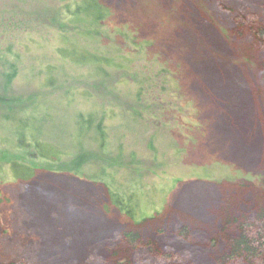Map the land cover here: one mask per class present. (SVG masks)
I'll return each instance as SVG.
<instances>
[{"label":"rangeland","instance_id":"rangeland-1","mask_svg":"<svg viewBox=\"0 0 264 264\" xmlns=\"http://www.w3.org/2000/svg\"><path fill=\"white\" fill-rule=\"evenodd\" d=\"M75 1L0 0V264H122L129 231L133 264H220L229 201L264 209V0H101L88 39L58 28ZM85 152L80 174L56 170ZM16 161L41 166L18 179Z\"/></svg>","mask_w":264,"mask_h":264},{"label":"trees","instance_id":"trees-1","mask_svg":"<svg viewBox=\"0 0 264 264\" xmlns=\"http://www.w3.org/2000/svg\"><path fill=\"white\" fill-rule=\"evenodd\" d=\"M62 12V13H61ZM61 18L63 19V23H58V28L61 32L65 33L66 27H75L77 35L83 36L86 39L88 38H94L98 35L99 27H101L104 22V19L108 16V14H111L110 9L105 7L101 0H82V1H75L74 4H66L64 6V10H61ZM58 22V21H57ZM54 24V19L52 20V25ZM60 24V25H59ZM101 25V26H100ZM253 34L254 36L259 39L261 42H264V26H253ZM251 30V31H252ZM60 54L63 56L68 55L69 58L73 59L76 62H90L95 64L98 67V70H103V64L104 60L107 62V59H104L100 56H96L92 53H86V51H82L76 48H73L71 50H64L62 49ZM109 63V62H107ZM13 72L11 75H14L16 71L13 69ZM5 103V102H3ZM2 103V104H3ZM7 103V101H6ZM83 121V120H82ZM22 122V121H20ZM88 124H91L89 119L85 121ZM100 128L98 126L97 132L100 133L103 136V132L100 131ZM33 135V134H31ZM27 135H24L23 132L19 131V138L18 141L20 144H26L24 141L26 140ZM34 151L40 153L41 157L47 158L45 149L42 147V145L37 142L33 144ZM91 156L88 155L87 152L85 154L79 153L75 157H73L70 162H63L65 167H61L59 169H56L57 171L63 170L67 171L69 173L73 172L75 174H80L82 170H80L78 165L76 167L74 166V163L77 162V164H82V162L87 161L88 159H91ZM18 161L12 162V170H14V174L16 178L18 179H28L34 176L35 172L38 170V168L41 165H37L36 162H29L27 164H22ZM46 167L50 169V165L46 163ZM44 167V166H43ZM45 167V168H46ZM42 168V167H41ZM52 170V169H51ZM96 178V177H94ZM92 178V179H94ZM102 180V179H100ZM104 183L108 184L109 187V195L112 204L119 209L123 215L127 217L128 220L137 222L136 219V213L135 209H133L132 205L130 204V200L128 198H124L122 194L116 189L114 190L113 187L109 185L108 182L102 180ZM50 199L46 195L43 196V200ZM233 200V199H232ZM233 204V201H232ZM231 201H229L228 206L229 209H225L221 216H223L224 222H223V230L222 234L223 237H225L226 242L225 248L226 250L218 255L217 260L220 264H229L231 262L236 263L243 261L246 264H264V209L260 208L255 212V216H253V219L247 216L246 213H232V207ZM145 221L142 222H148L149 219L142 218ZM46 223L48 222L50 224L49 218L46 217L45 219ZM47 229H49L47 227ZM232 229L235 230V233L232 232ZM57 230V229H56ZM99 230V227L97 228ZM96 230V231H97ZM112 230V229H110ZM110 230H106L105 233L111 232ZM190 230L187 227H184L182 231V234L187 233V231ZM47 232V231H46ZM94 233L93 231H90ZM138 234V233H137ZM133 231H129L125 233L124 241L126 242L125 250L128 251L127 253L121 252V251H113L114 258L122 264H133L131 263V260L129 261L130 257V250L134 246L138 244L139 237H141L140 232L139 236ZM105 235V236H106ZM63 244V241H61ZM183 252L187 253L188 257H194V259H201L203 257V253L201 255H197V253H200V251L195 248L191 250L182 249ZM197 252V253H196ZM195 253V254H193ZM168 258L171 257L170 254L165 255ZM189 259V258H188ZM129 262H128V261ZM203 260V259H201ZM205 260V258H204ZM206 261V260H205ZM10 264H16V263H10ZM203 264H207L204 262Z\"/></svg>","mask_w":264,"mask_h":264}]
</instances>
